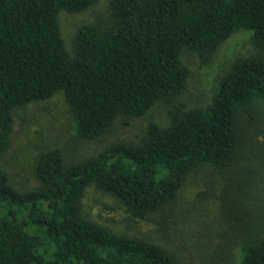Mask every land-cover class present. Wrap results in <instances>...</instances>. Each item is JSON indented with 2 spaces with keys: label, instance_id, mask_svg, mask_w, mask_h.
Instances as JSON below:
<instances>
[{
  "label": "trees",
  "instance_id": "obj_1",
  "mask_svg": "<svg viewBox=\"0 0 264 264\" xmlns=\"http://www.w3.org/2000/svg\"><path fill=\"white\" fill-rule=\"evenodd\" d=\"M93 7L67 44L61 12ZM237 33L247 46L217 64L207 92H190L187 55L208 66ZM56 94L74 140H96L160 102L164 122L82 159L48 147L26 191L0 169V264H189L167 218L191 179L220 210L219 236L198 264H264V0H0V156L16 110ZM92 184L130 219L162 223L166 245L87 217Z\"/></svg>",
  "mask_w": 264,
  "mask_h": 264
},
{
  "label": "rangeland",
  "instance_id": "obj_2",
  "mask_svg": "<svg viewBox=\"0 0 264 264\" xmlns=\"http://www.w3.org/2000/svg\"><path fill=\"white\" fill-rule=\"evenodd\" d=\"M105 3V1H101L95 9H102ZM93 9L94 7L81 13L61 12L59 22L67 44H70L75 29L81 23L89 22L92 19ZM247 38V33L235 34L222 46L217 56L218 59L216 58L217 60L215 59L208 66L198 68L196 59L188 54L186 59L190 70L188 90L194 93L207 92L206 89H209V83H211L210 77L216 70L217 64L231 58L235 51H240L242 47L247 46ZM164 117L165 105L160 102L154 105L146 116L132 119L127 124L118 120L108 134L99 136L96 140H74V130L71 127L72 121L69 112L62 95L56 94L50 99L32 102L16 110L13 141L11 146L0 156V169L8 173L11 183L16 188L26 191L38 184L33 175V164L40 151L58 146L64 150L67 159H78L98 152L110 141L116 139L139 140L148 120L164 122ZM202 188L204 187L198 179L189 180L182 188L178 200L169 210L171 212L168 213L167 218L175 223L173 225L168 221L169 232H176L181 240V246L184 247L181 253L185 255L189 264H198L201 259L198 252L203 251L200 248L207 247V241L212 243L219 236V225L216 222H219L220 210L217 200L214 193L210 194L211 192L199 199L196 194ZM259 188L264 189V182L260 183ZM259 194L264 199V190L257 191L258 196ZM82 201L84 214L109 229L166 245L167 229L162 223L161 226H158V224L154 225L147 221L130 219L125 210L95 184L85 190ZM208 252L205 250L203 253L207 254Z\"/></svg>",
  "mask_w": 264,
  "mask_h": 264
}]
</instances>
